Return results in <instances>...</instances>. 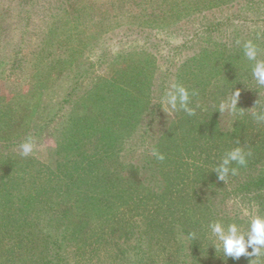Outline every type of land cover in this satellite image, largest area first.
<instances>
[{
	"label": "rangeland",
	"instance_id": "374dc122",
	"mask_svg": "<svg viewBox=\"0 0 264 264\" xmlns=\"http://www.w3.org/2000/svg\"><path fill=\"white\" fill-rule=\"evenodd\" d=\"M260 60L264 0H0V123L9 128L0 131V177L26 186L7 198L30 192L40 202L12 204L0 264H52L62 224L76 227L69 263L104 264L105 244L133 219L142 228L158 220L162 234L174 226L181 263L251 264L216 249L210 225L246 230L245 212L264 215V85L252 71ZM174 84L187 90L183 104ZM237 149L246 164L230 159ZM201 188L195 223L176 222L175 204ZM158 244L148 263L177 264Z\"/></svg>",
	"mask_w": 264,
	"mask_h": 264
},
{
	"label": "trees",
	"instance_id": "16d2710c",
	"mask_svg": "<svg viewBox=\"0 0 264 264\" xmlns=\"http://www.w3.org/2000/svg\"><path fill=\"white\" fill-rule=\"evenodd\" d=\"M1 121L2 120H0V122ZM6 124L7 123L1 125V123H0V131L5 130V129H9ZM3 158H4V155H2L0 153V163L4 162ZM261 169L263 170L264 168H261ZM5 177H6V175L1 174L0 181L2 183H0V208L5 207V209H6L5 214L7 216L4 213L0 214V226H2V225L8 226L9 223L10 224L12 223L11 221H12L13 217H11L9 214L10 210L13 207L12 204H16L18 207L19 206L21 207L24 205H25V207H30L31 205L38 204V202H39V201H36L35 196L32 199H30V196H31V195H29L30 192L27 193V195L24 197V199L22 201H17L15 199H13V196H10L12 198H7V195L9 196L14 191L15 192L20 191L23 193L26 190V186H22L21 184H15L14 183L15 181H11L8 178L4 179ZM250 177L251 176H249V178ZM256 179L258 180L259 185H261V186L264 185V171H262L260 174H258L256 176ZM20 183L23 184V182H20ZM250 185H252V184H250ZM33 186H35V185H33ZM200 187L203 188L204 184ZM202 188L200 190L202 195H201V193L200 194L196 193L195 194L196 199H192L191 197H189V199H190L189 202H186V201L181 200V199L178 200L177 204H175V206H174L175 209H173V211H171V213H172L171 216H172V218L175 217L176 222H178V223L179 222H182V223L183 222L184 223L194 222L195 223L194 220H195V217L197 216V213L199 212L200 204L203 203V202H201L203 200H201L199 198L205 197ZM34 190L35 189H33V191ZM151 190H153V189L151 188ZM152 193H154V192H152ZM32 195H34V194L32 193ZM145 200H148V199L146 198ZM39 205H40V202H39ZM179 205H180V207H179L180 209L179 208L177 209L176 206H179ZM99 216H102V214ZM172 218L171 217H164L163 218V219H165L166 224L168 225L169 228H170V220ZM37 219H40V217L37 216L34 219H30V220H33V222H37ZM157 222H158V220H156L155 222L150 221L149 224H146L142 228V225H139L138 224L139 222L136 219H133L129 229L126 230L124 233H122L121 236L119 238H117L116 241H113L114 240L113 239L111 241H107L109 243L105 244V245H109V247H111V249H107L108 251L104 252L108 258V261L104 262V264H155V262H153V261H151V263H148L151 248H152L150 246H152V244H153V246L158 244L159 239L165 240L166 246L162 247V246H159V244H158V246H155L157 253L160 249L162 252H166L165 254L167 255L169 252L168 250H170L173 253V255L176 254L178 256L177 259L175 260V262H178L177 264H187V261H186V263H181V261H179L180 257L184 258V257H186V254L183 253V255H182V249L180 247L178 249L177 244L174 242L173 231H174L175 227L171 224L174 228L173 231L171 230V231L166 232V234H162L160 228H163V227L158 225ZM24 223H26V222H23V225H24ZM35 224L29 222V223L25 224V227L27 228L28 226L35 225ZM59 228L60 229L63 228V229H61L59 237L50 240L51 245H49L48 252H47V256H49L48 260L50 262H53L52 264H76V263H79L76 260H75V263H71V262L69 263V261H68V259H70V255H72V253H73V249H68V248L70 245L72 235L75 234V233H72V231H74L73 228H76V227H72L71 225L69 226L68 224L65 226L62 224V225H59ZM189 230H191L190 233L195 232V229H191V227ZM68 233L71 236L69 238L66 237V235ZM139 242H142L145 245L142 246V244H140ZM114 243H115V245H117V248H118L117 250L114 249V247L112 246V245H114ZM96 251L100 252L99 250H96ZM165 254H164V256H165ZM74 256L75 255L73 253L72 257H74ZM158 260L161 261L162 260L161 257ZM160 261H158V262H160ZM235 261H236V259H235ZM23 264H27V263H23ZM80 264H82V263H80ZM84 264H90V263L85 262Z\"/></svg>",
	"mask_w": 264,
	"mask_h": 264
},
{
	"label": "clouds",
	"instance_id": "9594fccd",
	"mask_svg": "<svg viewBox=\"0 0 264 264\" xmlns=\"http://www.w3.org/2000/svg\"><path fill=\"white\" fill-rule=\"evenodd\" d=\"M244 49L248 60L256 61L257 47L251 40L244 43ZM252 71L258 82L264 85V60L257 61ZM173 87L178 90L181 104L186 102L188 99L187 90L179 84H174ZM170 103L173 108L176 107V96L172 97ZM232 103L234 107L235 101ZM34 147V142L29 137L19 145L20 154L24 157L30 156L33 154ZM160 159H163V157H160ZM230 159L238 161L242 165L246 164L245 158L239 149L230 154ZM227 163L228 161L225 160V164ZM221 171V179H223V174L227 173L228 169L223 168ZM245 215L250 217L246 230H243L235 223L229 224L226 228L218 222L210 225V233L215 237V248L222 250L225 256L233 259H239L241 256H252L255 259L251 261V264H264V215H256L249 212H245ZM193 238L194 234L189 233L188 239L191 240ZM249 248L252 249L251 253L248 252Z\"/></svg>",
	"mask_w": 264,
	"mask_h": 264
}]
</instances>
